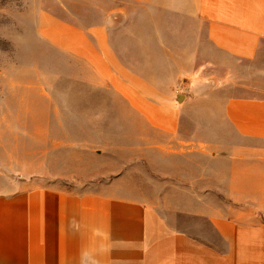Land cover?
Segmentation results:
<instances>
[{
	"label": "crops",
	"instance_id": "1",
	"mask_svg": "<svg viewBox=\"0 0 264 264\" xmlns=\"http://www.w3.org/2000/svg\"><path fill=\"white\" fill-rule=\"evenodd\" d=\"M192 8L205 31L190 36L201 41L190 55L207 50L227 77L175 100L122 94L152 125L154 142L169 139L168 153L154 143L144 171L83 190L12 178L0 192V264H264V77L239 75L264 74L256 67L264 0H192ZM192 62L190 73L202 67Z\"/></svg>",
	"mask_w": 264,
	"mask_h": 264
},
{
	"label": "rangeland",
	"instance_id": "2",
	"mask_svg": "<svg viewBox=\"0 0 264 264\" xmlns=\"http://www.w3.org/2000/svg\"><path fill=\"white\" fill-rule=\"evenodd\" d=\"M204 31L192 0H0V192L37 177L83 190L152 166L154 143L168 153L169 139L154 142L122 94L175 100L226 78L207 50L190 55L201 43L190 36ZM190 60L202 67L188 72Z\"/></svg>",
	"mask_w": 264,
	"mask_h": 264
}]
</instances>
